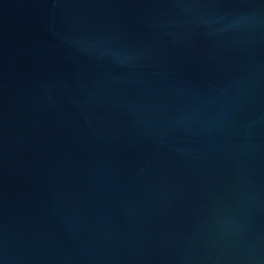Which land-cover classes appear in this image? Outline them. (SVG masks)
Returning a JSON list of instances; mask_svg holds the SVG:
<instances>
[{"label":"water","instance_id":"1","mask_svg":"<svg viewBox=\"0 0 264 264\" xmlns=\"http://www.w3.org/2000/svg\"><path fill=\"white\" fill-rule=\"evenodd\" d=\"M0 264H264V0H0Z\"/></svg>","mask_w":264,"mask_h":264}]
</instances>
